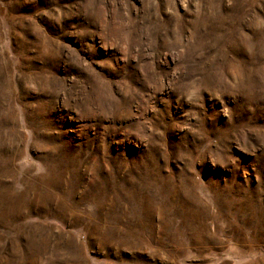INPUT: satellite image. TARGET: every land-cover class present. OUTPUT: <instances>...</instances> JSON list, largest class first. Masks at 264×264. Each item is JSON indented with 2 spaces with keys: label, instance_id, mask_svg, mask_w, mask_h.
<instances>
[{
  "label": "rangeland",
  "instance_id": "rangeland-1",
  "mask_svg": "<svg viewBox=\"0 0 264 264\" xmlns=\"http://www.w3.org/2000/svg\"><path fill=\"white\" fill-rule=\"evenodd\" d=\"M0 264H264V0H0Z\"/></svg>",
  "mask_w": 264,
  "mask_h": 264
}]
</instances>
